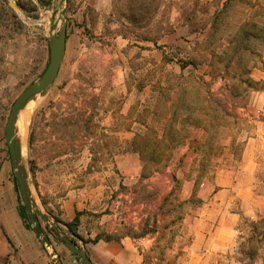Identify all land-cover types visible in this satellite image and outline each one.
<instances>
[{
	"label": "rangeland",
	"instance_id": "rangeland-1",
	"mask_svg": "<svg viewBox=\"0 0 264 264\" xmlns=\"http://www.w3.org/2000/svg\"><path fill=\"white\" fill-rule=\"evenodd\" d=\"M13 3L18 10L0 0V264L25 235L40 244L26 210L27 222L19 214L4 132L12 104L48 66L51 19L53 34L66 26L65 55L53 85L29 105L23 154L50 242L76 239L55 230L63 202L99 192L114 237L155 238L145 264H264V136L251 195L233 190L243 146L264 122V0ZM243 32L253 36L242 41ZM187 83L219 104L213 121L186 118ZM184 99L197 102L191 90ZM150 131L172 135V156L141 179L133 142Z\"/></svg>",
	"mask_w": 264,
	"mask_h": 264
},
{
	"label": "crops",
	"instance_id": "crops-1",
	"mask_svg": "<svg viewBox=\"0 0 264 264\" xmlns=\"http://www.w3.org/2000/svg\"><path fill=\"white\" fill-rule=\"evenodd\" d=\"M223 87L224 85L216 87L217 95H221V92L224 91ZM260 102L255 98L253 107L258 108ZM239 111H242L241 116L244 118L250 114L249 112L245 114L244 108H240ZM197 131L201 135L207 134L203 128ZM263 136L264 122H259L256 127L255 138H249L243 146L238 166V176L235 179L233 189L241 199H246L252 193L253 172L256 166L255 156L259 152V144L263 140ZM116 166L123 168L124 164L118 165L116 163ZM230 185H233V182ZM225 192L228 193L229 189L227 188ZM77 215L78 225L75 232L79 238L72 241L78 249L84 251L92 264H145V256L153 249L155 238L134 239L121 235L116 240L105 241L102 235L113 237L112 234L115 230L110 217L101 210V195L99 192L96 194L86 191L80 192L73 194L63 202L59 214L62 224L72 223ZM63 229H66L63 225L60 228L55 227L58 235L61 231L66 234ZM25 236L27 238L25 242L17 244L13 242L14 252L10 256L8 264H55L53 257L60 264H81L64 244L57 240L51 242L50 249H45L41 243L39 244L37 241L30 239L28 235ZM99 236L102 239L96 243L91 242Z\"/></svg>",
	"mask_w": 264,
	"mask_h": 264
},
{
	"label": "water",
	"instance_id": "water-1",
	"mask_svg": "<svg viewBox=\"0 0 264 264\" xmlns=\"http://www.w3.org/2000/svg\"><path fill=\"white\" fill-rule=\"evenodd\" d=\"M9 4L13 10H18L14 5L13 0H9ZM59 6H62V1L59 2ZM64 14L65 12L62 11L61 15L64 16ZM63 21L65 22V19H63ZM53 27V19H51L49 34L50 57L48 66L40 76L39 80L26 87V89L12 104L7 117L4 132V139L8 147V154L18 191L32 225L33 232L45 249H50L51 242L45 235L39 219H41L44 223H49V220L38 209L37 204L32 196L27 170L23 160L21 142L16 135V125L20 113L37 96H40L53 85L60 71L66 48V26L65 24L60 25L56 34H53ZM63 244L81 264H92L86 254L82 250L78 249L72 240L63 238ZM53 260L55 264H60L55 257H53Z\"/></svg>",
	"mask_w": 264,
	"mask_h": 264
},
{
	"label": "trees",
	"instance_id": "trees-1",
	"mask_svg": "<svg viewBox=\"0 0 264 264\" xmlns=\"http://www.w3.org/2000/svg\"><path fill=\"white\" fill-rule=\"evenodd\" d=\"M38 2L43 5V6H49L51 0H38ZM242 41H245L248 37H251L253 35H248V33L243 32L242 34ZM254 38L257 39V36H254ZM67 39V36H66ZM240 40V42H242ZM186 66L182 65L181 69L183 70ZM191 90L193 92V95H196L197 97V102H189L185 101V97L187 92ZM181 92L183 99L180 101V105L184 112L186 113V118L195 115L196 121L198 123L204 122V120L208 117L211 116V120L213 121L215 116L214 113L220 109L219 104L215 100H211V98L208 95H205L204 92H202V89L199 87L192 86L190 84H184L181 87ZM195 108H194V106ZM223 117L230 118V115L227 113V111H223ZM211 121V122H212ZM215 122V121H214ZM205 132L206 129L202 127ZM172 135L167 132L162 138H159L156 133L154 132H148L145 134H136L134 138V149L133 152L137 153L140 157L141 162L143 163V170H142V175L141 179L150 177L153 173H156L157 171H151L150 166L153 165L155 168L159 166L162 163L167 162L171 156H172V148L168 147L166 144L168 140ZM176 137H179V135H176ZM13 182L16 183L15 179H13ZM16 188V184H15ZM20 217L23 219V221L27 222V216L25 213V209L22 207V209L19 211ZM62 224V223H61ZM67 231L75 238H79V236L76 234V227L78 225V215L75 217L72 223L68 224H62ZM25 226L27 228H30L29 223H25ZM125 236L138 239L142 236L139 237H132L130 234H125ZM100 239H102L100 236L96 237L93 241V243L98 242ZM118 237H112V236H106L104 237L105 241H111V240H116ZM77 260V259H76ZM78 261V260H77Z\"/></svg>",
	"mask_w": 264,
	"mask_h": 264
},
{
	"label": "bare ground",
	"instance_id": "bare-ground-1",
	"mask_svg": "<svg viewBox=\"0 0 264 264\" xmlns=\"http://www.w3.org/2000/svg\"><path fill=\"white\" fill-rule=\"evenodd\" d=\"M19 12V11H18ZM20 15L22 16V13L19 12ZM32 102H30L27 107L25 108V111H23V113L21 114L19 121L17 122V125L19 126V136H20V142H21V150L22 153L24 154L26 151V144H25V140H26V129H27V119L30 115V112L33 108V106H29ZM26 110H29L28 112Z\"/></svg>",
	"mask_w": 264,
	"mask_h": 264
}]
</instances>
